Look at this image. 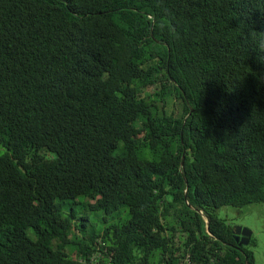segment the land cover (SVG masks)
<instances>
[{"label": "trees", "instance_id": "16d2710c", "mask_svg": "<svg viewBox=\"0 0 264 264\" xmlns=\"http://www.w3.org/2000/svg\"><path fill=\"white\" fill-rule=\"evenodd\" d=\"M251 204L264 0H0V264H257Z\"/></svg>", "mask_w": 264, "mask_h": 264}, {"label": "rangeland", "instance_id": "374dc122", "mask_svg": "<svg viewBox=\"0 0 264 264\" xmlns=\"http://www.w3.org/2000/svg\"><path fill=\"white\" fill-rule=\"evenodd\" d=\"M70 207V202L66 208ZM79 216L86 215L89 218V229L101 232L105 226L103 219L106 215L102 212H82V208L77 206ZM218 216L226 219L233 226L249 229L252 232L251 240L255 244L254 251L257 264H264V204H251L243 208L226 207L218 212ZM112 217V216H111ZM109 218L110 223H117L128 219V212H123L120 218Z\"/></svg>", "mask_w": 264, "mask_h": 264}, {"label": "water", "instance_id": "95a60500", "mask_svg": "<svg viewBox=\"0 0 264 264\" xmlns=\"http://www.w3.org/2000/svg\"><path fill=\"white\" fill-rule=\"evenodd\" d=\"M185 160V154L183 155V163ZM207 224L209 225L210 221L208 218H206ZM234 236L236 238V241L240 245L248 246L251 242L252 232L249 229H242L240 227L233 230ZM242 237V239H241Z\"/></svg>", "mask_w": 264, "mask_h": 264}, {"label": "flooded vegetation", "instance_id": "af4514ba", "mask_svg": "<svg viewBox=\"0 0 264 264\" xmlns=\"http://www.w3.org/2000/svg\"><path fill=\"white\" fill-rule=\"evenodd\" d=\"M236 228H238V226H233V230H235ZM242 229H244V228H242ZM241 239H242V237H241Z\"/></svg>", "mask_w": 264, "mask_h": 264}]
</instances>
